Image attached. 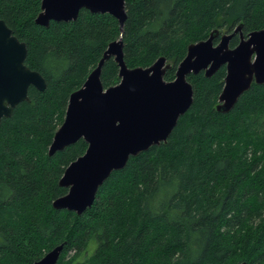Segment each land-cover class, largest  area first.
<instances>
[{
	"label": "trees",
	"instance_id": "obj_1",
	"mask_svg": "<svg viewBox=\"0 0 264 264\" xmlns=\"http://www.w3.org/2000/svg\"><path fill=\"white\" fill-rule=\"evenodd\" d=\"M41 2L0 0V18L28 45L26 64L47 82L0 124V264H34L62 243L57 264H264V84L219 112L226 66L211 77L191 73L193 103L168 140L114 171L82 214L53 201L67 193L59 181L87 142L49 154L70 95L110 42L123 37L130 67L166 56L173 80L188 45L215 28L243 23L245 36L264 28V0H126L123 32L114 15L87 9L38 24ZM101 79L120 81L114 57Z\"/></svg>",
	"mask_w": 264,
	"mask_h": 264
},
{
	"label": "water",
	"instance_id": "obj_2",
	"mask_svg": "<svg viewBox=\"0 0 264 264\" xmlns=\"http://www.w3.org/2000/svg\"><path fill=\"white\" fill-rule=\"evenodd\" d=\"M82 9L114 15L123 32L126 0H42L35 21L48 26L51 21L76 20ZM242 26L223 32L215 28L208 38L190 43L173 80L165 78L172 68L166 56L150 66L130 67L125 61L123 37L110 42L83 86L70 95L64 121L53 136L50 155L80 139L88 144L86 152L66 167L59 184L68 191L53 201L54 208L84 213L114 171L124 168L132 156L166 142L193 103L191 73L204 71L211 77L226 66L225 84L216 105L219 112H230L253 83L264 84V28L245 36ZM238 32L241 39L231 47ZM27 54V43L0 18V124L18 104L31 100V86L46 89L42 73L26 64ZM111 57L119 65L120 81L105 87L102 67ZM63 249V243L55 246L34 264H57Z\"/></svg>",
	"mask_w": 264,
	"mask_h": 264
}]
</instances>
